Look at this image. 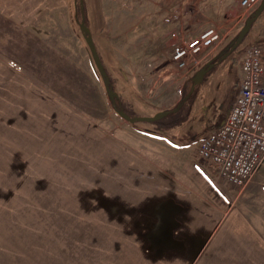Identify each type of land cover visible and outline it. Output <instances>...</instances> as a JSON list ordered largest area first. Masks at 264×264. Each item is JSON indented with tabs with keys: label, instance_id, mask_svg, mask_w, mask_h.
I'll use <instances>...</instances> for the list:
<instances>
[{
	"label": "rangeland",
	"instance_id": "obj_1",
	"mask_svg": "<svg viewBox=\"0 0 264 264\" xmlns=\"http://www.w3.org/2000/svg\"><path fill=\"white\" fill-rule=\"evenodd\" d=\"M149 5L168 12L162 25ZM256 8L0 0V264H264V162L236 186L197 151L245 50L264 43L263 11L231 49ZM211 26L218 43L179 68L174 42Z\"/></svg>",
	"mask_w": 264,
	"mask_h": 264
},
{
	"label": "built area",
	"instance_id": "obj_2",
	"mask_svg": "<svg viewBox=\"0 0 264 264\" xmlns=\"http://www.w3.org/2000/svg\"><path fill=\"white\" fill-rule=\"evenodd\" d=\"M261 0H240L255 9ZM173 45L171 58L181 69L190 67L221 39L216 27ZM217 176L244 186L264 162V43L249 46L240 62L239 89L223 121L210 128L197 145Z\"/></svg>",
	"mask_w": 264,
	"mask_h": 264
},
{
	"label": "water",
	"instance_id": "obj_3",
	"mask_svg": "<svg viewBox=\"0 0 264 264\" xmlns=\"http://www.w3.org/2000/svg\"><path fill=\"white\" fill-rule=\"evenodd\" d=\"M264 11V0L259 4V6L256 8V10L253 12L252 16L250 18H248L245 22V24L242 26V28L240 29L236 41L234 42L233 46H232V50L234 48H236L245 38V36L248 34V32L251 29L252 24L259 18V16L261 15V13ZM86 31H89V27H85ZM86 40L90 45L91 51L93 53L95 62L99 68V70L102 72V74H106V70L104 67V64L102 62L101 56L96 48V45L93 42V38L91 34H88L86 36ZM227 55L224 54V57ZM214 65V63L209 64L208 67L206 68H202L199 76L202 77L204 75L205 72L209 71V69ZM113 94H116V92H113ZM121 112V111H120ZM122 113V112H121ZM168 114L167 110H160L158 112H156L154 115H141L138 116L137 119L142 120V121H147V122H153L156 120H159L163 117H165ZM129 118V117H128Z\"/></svg>",
	"mask_w": 264,
	"mask_h": 264
},
{
	"label": "crops",
	"instance_id": "obj_4",
	"mask_svg": "<svg viewBox=\"0 0 264 264\" xmlns=\"http://www.w3.org/2000/svg\"><path fill=\"white\" fill-rule=\"evenodd\" d=\"M153 5H149V6H147L145 9H144V14H147V15H149V14H157V16H158V18L157 19H160V21H159V25L161 24L162 25V18H163V20L164 19H166V16L167 15H169L168 14V12H166V13H161V10H160V8H158V7H152ZM150 16V15H149ZM160 16H162V17H160ZM203 32V31H202ZM112 38V37H111ZM184 38H181V39H179V40H177L176 42H174V44H176V43H178V42H180V41H182ZM111 43H113V41L111 40L110 41ZM173 44V45H174ZM113 46V45H112Z\"/></svg>",
	"mask_w": 264,
	"mask_h": 264
},
{
	"label": "trees",
	"instance_id": "obj_5",
	"mask_svg": "<svg viewBox=\"0 0 264 264\" xmlns=\"http://www.w3.org/2000/svg\"><path fill=\"white\" fill-rule=\"evenodd\" d=\"M84 9H85V6H84V4L83 3H81V5H80V7H79V10L81 11V12H83L84 11ZM262 36H264V28L261 30V33H260ZM107 73V72H106ZM104 75H106L107 76V74H104ZM110 84H109V88H112V83L111 82H109ZM118 108H119V110L120 111H122V113H124L127 117H131V119H134V117L136 116V115H132L129 111H127V109L125 108V107H123V105H118Z\"/></svg>",
	"mask_w": 264,
	"mask_h": 264
}]
</instances>
